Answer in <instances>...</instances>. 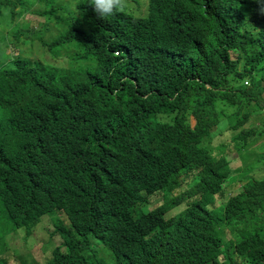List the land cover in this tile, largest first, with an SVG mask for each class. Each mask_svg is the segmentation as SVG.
I'll use <instances>...</instances> for the list:
<instances>
[{
	"label": "trees",
	"instance_id": "1",
	"mask_svg": "<svg viewBox=\"0 0 264 264\" xmlns=\"http://www.w3.org/2000/svg\"><path fill=\"white\" fill-rule=\"evenodd\" d=\"M34 1L0 0V37L1 22L6 43L10 29L17 41L23 37L25 14L41 17L46 53L57 51L59 64L73 68L10 57L1 45L0 196L12 198L5 209L15 228L27 230V243L51 241L40 223L52 215L64 241L47 264H86L89 236L110 250L115 264H264V176L244 177L241 192L232 195L225 183L230 165L200 147L217 128L226 129L218 131L225 147L232 132L241 149L257 136L258 109L241 114L240 100L261 106L264 0H157L137 44L145 48L153 37L184 42L192 63L186 91L168 100L157 97L161 90L148 70L135 77L119 65L92 27L78 43L67 38L68 15L90 12L88 0ZM118 17L100 20L93 13L90 22L106 28ZM7 19L12 23L5 25ZM230 49L233 60L226 59ZM78 84L89 89L90 105L68 95ZM26 95L31 111L21 104ZM52 118L63 123L58 134ZM183 175L195 186L149 211V198L180 188ZM119 189L129 191L121 210L111 197ZM194 198L185 211L167 216ZM228 232L234 240H224ZM0 264L7 263L0 257Z\"/></svg>",
	"mask_w": 264,
	"mask_h": 264
},
{
	"label": "rangeland",
	"instance_id": "2",
	"mask_svg": "<svg viewBox=\"0 0 264 264\" xmlns=\"http://www.w3.org/2000/svg\"><path fill=\"white\" fill-rule=\"evenodd\" d=\"M34 0H29V3H34ZM20 7H18L19 9ZM74 19V14H71ZM23 37L21 40L17 41L11 29L8 31V41L4 43V31L1 22V37H0V49L1 45L7 47V53L10 57L20 55L22 58H27L32 61H41L43 63H50L54 65H58L62 68H73V65L69 63L66 66H61L59 62H63V59L59 57L57 51L51 53L47 51V48L43 46L41 41H39V33L42 32L44 19L32 14H25L23 17ZM29 22V24H28ZM11 19H7L4 24H11ZM18 23L16 24V27ZM32 34L34 36H32ZM81 34L80 30L78 31L76 38L80 39ZM43 40V39H42ZM1 53V51H0ZM233 60L236 56V51L232 49L228 51L226 59ZM2 63L0 64V67ZM11 65L9 64L6 67H2L4 69H10ZM261 106L257 107V101L254 102V105L249 106L244 100H240V105L242 106L241 114H246L253 112L258 109L256 115L252 118L253 128L258 131L257 136L250 138L248 140V145L241 149V146L235 141V136L237 133L232 132V135L229 138V142L231 146L225 147L222 138L218 137V131L223 130L224 128H217L213 131L214 138H205L203 142L200 144V147L203 149H207L216 158L222 157L227 165H230L232 169V173L229 177L226 178L225 183L227 182L232 186L230 189L232 195H236L241 192L243 188V184L245 183L244 177L247 178L248 175L250 177L259 178L261 175L264 176V93L261 95ZM193 125H196V122L193 121ZM220 127V126H219ZM223 133V132H222ZM222 148L226 149V152L222 151ZM240 159V160H239ZM261 163L260 169H255L254 167ZM196 173V172H195ZM184 187H187L193 181L192 176L184 177ZM195 186V183L191 185L190 188ZM240 188H235V187ZM181 188L177 189L173 192L165 191L163 193H159L157 196L150 199V205L148 209H152L158 205L167 203V200L171 202L174 195L180 192ZM129 195V191H124L123 189H119L112 193L111 197L114 200V206L116 209L121 210L124 208V202L127 196ZM167 198V200H166ZM227 198V197H226ZM197 199L194 198L190 201L193 203ZM189 201V202H190ZM222 199L220 202H223ZM186 203L181 204L179 206L174 207V210L171 211L168 217H173L179 214L183 209L182 208ZM147 209H145L146 211ZM46 231H50V235H52L50 242H42L40 239V245L36 246L37 243H31L30 245L27 243V238H25L27 230L24 228H15L14 224L9 220L8 214L0 202V236L3 237L0 242V257L7 264H47L48 261L52 258L53 248L55 249L57 246L63 242L61 236L55 232L53 229V217L52 215H47L41 217V223ZM32 240H34V233L32 235ZM89 246L83 251V257L86 259V264H115L114 258L110 250L103 245L101 242L96 240L93 236H89ZM234 234L228 232L225 236L224 240H234ZM18 245V246H17ZM17 246V248H16ZM15 248V252L13 249Z\"/></svg>",
	"mask_w": 264,
	"mask_h": 264
},
{
	"label": "clouds",
	"instance_id": "3",
	"mask_svg": "<svg viewBox=\"0 0 264 264\" xmlns=\"http://www.w3.org/2000/svg\"><path fill=\"white\" fill-rule=\"evenodd\" d=\"M87 3L88 8L91 10L90 12L74 13V19L72 18V15H68V22L66 23L67 38L73 40L75 43H78L79 39L76 38L78 31L80 30V34L82 35L85 30L92 27L97 33L96 36L102 37L101 40L107 41L109 46L113 47L112 53L116 57L118 64L122 66H129L131 68V75H135V77H137L145 70L149 71L153 85L158 86L159 90H161L159 93L155 91L157 97L168 100L173 96L186 91V82L188 79H193V75L190 73L192 63L190 61L189 50L186 43L178 42L172 45H167L158 43L157 37H153L150 45L145 48H142L137 44V34L139 32L144 33L148 23L154 20L153 8L155 5H158L157 0H88ZM93 13L100 20H104L117 13H119V17L110 26L101 28L98 25L91 24L90 19ZM139 21H142L144 25L142 26ZM161 27V29L155 31L154 33L162 32L164 27ZM148 34L149 33L144 34L142 38H145ZM119 41L122 43L119 44ZM144 61H147L148 63L146 67L141 66V63ZM205 63L207 64L206 60ZM145 86L148 87V89L151 88V85H148L147 83H145ZM77 94L83 96V101L81 102L82 105L88 106L91 104L90 91L86 86L78 84L69 88L68 95L75 96ZM31 100L32 99L26 95L21 101V104H23L28 111H31ZM3 113H6V110H4ZM0 124L6 127L1 118ZM50 128L58 134L63 129V123L58 118H52ZM65 142L69 144L68 141ZM61 157L62 156H60V158ZM184 177L187 176H182L180 192L174 195L172 200L179 197L183 192L191 189L190 187L194 183V179L187 185V187H184ZM176 190L177 189L174 191ZM11 200L12 198L9 196H0V202L3 204L4 208ZM189 201L190 200L183 201L182 203L174 205L170 212L174 210V207L186 203V205L182 207L185 209L181 212L185 211L192 205V201ZM170 203L171 202L167 200L166 204L170 205ZM152 209H149V211ZM8 218L10 220L9 215ZM84 250L85 249H83V251Z\"/></svg>",
	"mask_w": 264,
	"mask_h": 264
}]
</instances>
